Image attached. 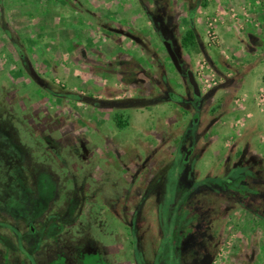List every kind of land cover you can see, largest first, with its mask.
I'll return each mask as SVG.
<instances>
[{"label": "rangeland", "instance_id": "obj_1", "mask_svg": "<svg viewBox=\"0 0 264 264\" xmlns=\"http://www.w3.org/2000/svg\"><path fill=\"white\" fill-rule=\"evenodd\" d=\"M190 1L197 2L195 37L185 46ZM208 3L204 12L205 0H0V135L19 153L28 191V218L0 208V264H153L167 229L159 210L174 194L168 165L189 146L174 184L192 189L182 196L181 216H196L192 225L183 221L192 229L175 263L264 264L263 146L246 145L233 129L261 120L264 88L254 111L251 98L246 105L228 95L239 82L233 77L248 70L244 76L258 83L264 66L238 71L241 49L217 27L230 2L221 10L218 0ZM158 22L182 68L193 71L198 97L168 58ZM3 26L21 39L33 76ZM66 90L90 101L59 94ZM250 161L258 178L247 181L243 201L252 211L203 182L194 188L206 176L237 184Z\"/></svg>", "mask_w": 264, "mask_h": 264}, {"label": "trees", "instance_id": "obj_2", "mask_svg": "<svg viewBox=\"0 0 264 264\" xmlns=\"http://www.w3.org/2000/svg\"><path fill=\"white\" fill-rule=\"evenodd\" d=\"M190 7L193 8L197 2L190 1ZM189 2V3H190ZM157 27V26H156ZM3 31L5 35L9 38V40L12 42V44L15 46V49L17 51L18 57L21 59V62L23 63L24 67L27 69V73L30 76H33V68L30 66L28 61L26 60V57L24 56V52L22 50L21 46V39L19 36L14 34L7 26H3ZM195 37V30L193 26H189L186 28L180 36V43L183 45H191L193 43V39ZM132 75L126 76L127 79H130ZM39 79V78H37ZM58 93L60 91H57ZM167 95L171 97L177 96L171 91H166ZM60 95H65L68 97H74L79 98L83 100H89V95H87V98L85 95H81L76 92L71 91H62L59 93ZM157 96H143V97H137V98H126L123 99L122 104H130L132 102H140V103H148L155 99ZM90 101V100H89ZM119 123L122 122L117 116L116 119ZM191 124L193 125V122L191 121ZM174 161V165H172L169 162V169H173V183H171L172 189L174 190V194L172 197H169L168 199H165L162 201V205L159 210V217L162 221L163 227H167L165 231V235L162 239L161 245L155 255L153 264H177L175 263V258H177L180 261V257L178 256L180 251V243H181V237L182 235L186 234L187 232L191 231L192 227V221L194 217L196 216V213H188L185 217L181 216V213L179 210L185 209V205L183 203L185 202V199L182 200V196H187L188 193L192 190H190L188 193L185 192V187H177V185L174 184L175 176H181L184 173V170L186 169V160L183 159V156H176L172 159ZM172 165V166H171ZM173 167V168H171ZM177 172L176 175H174ZM229 176V175H228ZM245 175L240 176L238 179L239 181L237 184L235 182H231L227 179V176H206L200 181H197L196 183L193 182L194 188L199 185V183H204L207 187H209L212 191H215L217 193H224V194H230L235 196V193L239 192L242 196L238 197L236 195V198L238 199V202L240 204H243L245 208H247L249 211H252L253 209L247 205L243 201V180L245 179ZM182 177V176H181ZM231 178H233L231 176ZM26 179L24 176V171L22 169L21 159L19 156V153L17 150L9 143V141L0 135V208L8 211V212H20L19 215H23V217L28 218V214L26 211L28 210V204L26 195L28 191L26 188ZM167 184V181L164 182V186ZM193 188V189H194ZM182 189V190H181ZM180 190V191H179ZM179 191V192H178ZM177 195V198L175 197ZM28 196V195H27ZM181 197V199H180ZM186 198V197H185ZM171 202L172 205L169 206ZM26 204V205H25ZM29 212V211H28ZM134 211L130 215V218H134ZM185 219L188 220V222H191L190 226H183L186 225L183 223ZM170 224V225H169ZM172 228V229H171ZM183 228V229H182ZM182 229V230H181ZM172 233V234H171ZM168 236V237H167ZM176 244V245H175ZM167 245L168 253L166 254V248ZM137 254V253H136ZM179 264V263H178Z\"/></svg>", "mask_w": 264, "mask_h": 264}, {"label": "crops", "instance_id": "obj_3", "mask_svg": "<svg viewBox=\"0 0 264 264\" xmlns=\"http://www.w3.org/2000/svg\"><path fill=\"white\" fill-rule=\"evenodd\" d=\"M210 1L212 0H205V4L202 7L204 12L211 9V5L208 3ZM218 2H220V4L217 3L219 6H217V10L223 9V5L230 2L229 7L232 10L231 13L227 15L219 14L218 19L220 21L217 23V27L219 28L218 30H222L224 33L228 32L230 36L233 37L230 41L232 46L236 45L237 49H241L239 53L241 60H236L235 62L236 67H239L238 71L240 72V68L244 69L248 65H251V63L254 69L261 70L264 66V62L259 59V57H264V2H260L259 0H218ZM217 13H219V11H217ZM224 37L226 38V36ZM252 58H256L257 61L254 63V61L250 60ZM242 65L245 66L243 67ZM248 73V70L243 71V73H238L236 77H233V80H239V82L236 83V86L228 95L231 97L233 95L241 97L246 105L250 103L247 101L251 98L253 103L251 102L249 107L254 111V107L258 106L254 102L257 89L264 88V71L263 73L261 72L258 83L255 82V79L251 80L250 77L244 76V74L247 75ZM261 99H263L262 104L258 107L259 110L257 111V113L261 115V120L257 122L254 119H247L245 122H239L237 125L233 126V129H237V133L234 131L235 134L244 135L246 145H262V152L264 153V97ZM239 103V105L242 104V102ZM247 123H250L248 130L246 132H241V129ZM260 126L262 127V131L260 137H258V139H260V143H258V139L255 138V130ZM262 160L260 169L264 176V158H262ZM253 170L256 171V168L253 167ZM253 252H256V249H253ZM252 259H255L254 261L256 263V261H258V256Z\"/></svg>", "mask_w": 264, "mask_h": 264}, {"label": "water", "instance_id": "obj_4", "mask_svg": "<svg viewBox=\"0 0 264 264\" xmlns=\"http://www.w3.org/2000/svg\"><path fill=\"white\" fill-rule=\"evenodd\" d=\"M193 11H194V8H192L190 11H189V20H190V24H192V14H193ZM162 43H163V46L165 48V51L172 63V65L174 66V68L178 71V72H182V67H181V63L178 59V56L176 54V52L174 51V49L172 48L169 40H167L166 38H162ZM185 72V75H186V78H187V81L188 83L190 84L191 86V90H192V95L194 97H198L199 94H200V90H199V86H198V83H197V80L195 79V76H194V73L193 71L190 69V68H186L184 70ZM196 119V114H193L192 116V120L195 121ZM191 147H188L186 149V151L184 152L183 154V159H186L187 157V154L188 152L190 151ZM262 220L264 222V214L262 215Z\"/></svg>", "mask_w": 264, "mask_h": 264}, {"label": "flooded vegetation", "instance_id": "obj_5", "mask_svg": "<svg viewBox=\"0 0 264 264\" xmlns=\"http://www.w3.org/2000/svg\"><path fill=\"white\" fill-rule=\"evenodd\" d=\"M194 8V7H193ZM192 8H190V10H191ZM195 9V8H194ZM189 10V11H190ZM188 18H189V12H188ZM189 22H190V20H189ZM190 24V23H189ZM193 24V23H192ZM192 24H190L189 26H192ZM161 23H159L158 22V26L156 27V30H157V34L160 36V40H161V42H162V38L164 37V38H166L167 40H169V42H170V44H171V46H172V48L174 49V51H175V47H174V44H173V42L170 40V39H168L167 38V34L163 31V30H161ZM163 44V43H162ZM164 47V46H163ZM165 49V48H164ZM176 52V51H175ZM176 54H177V52H176ZM168 56V55H167ZM178 56V55H177ZM169 58V57H168ZM178 59H179V57H178ZM180 61V60H179ZM181 63V62H180ZM181 67H182V64H181ZM186 68H182V72H184V70H185ZM179 73H181V72H179ZM184 74H185V72H184ZM186 76V75H185ZM187 79V78H186ZM188 82V81H187ZM190 85V84H189ZM191 87V86H190ZM191 92H192V90H191ZM192 97L193 98H196V97H194L193 95H192ZM195 113V112H194ZM193 113V114H194ZM193 116V115H192ZM196 117H197V113H196ZM196 120V119H195ZM191 121L192 122H194L192 119H191ZM189 147H191V146H189ZM183 156V155H182ZM185 160V159H184ZM246 168L248 169L247 170V175H245L244 177H245V179L243 180L244 182H243V185H244V190L242 191L243 192V197L244 196H246V194H245V190L247 189V187L248 186H246V183H247V181L250 179V177L253 175L255 178H258L257 177V175L255 174V171L253 170V162H249V164H246ZM230 176H233L232 174L230 175ZM231 196H233V195H231ZM234 198H235V200L236 201H238V199L236 198V195L235 196H233ZM264 214V213H263ZM262 218V217H261Z\"/></svg>", "mask_w": 264, "mask_h": 264}]
</instances>
